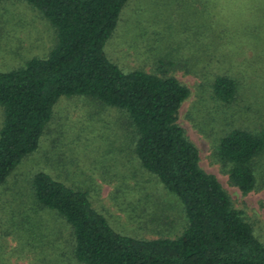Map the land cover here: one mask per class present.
Instances as JSON below:
<instances>
[{"label":"trees","instance_id":"trees-1","mask_svg":"<svg viewBox=\"0 0 264 264\" xmlns=\"http://www.w3.org/2000/svg\"><path fill=\"white\" fill-rule=\"evenodd\" d=\"M7 1L11 0L0 3ZM19 1L51 24L55 42L47 57L0 72L4 113L0 188L39 149L60 99H88L115 109L124 120L131 141L129 162L137 167H131L128 177L139 180L141 172L156 180L164 196L182 204L185 225L175 237L140 239L120 234L93 206L88 192L38 172L30 180L31 214H54L65 222L78 264H264V244L251 221L234 207L219 180L201 167L199 150L179 123L180 110L192 90L168 70L124 73L106 56L105 45L129 0ZM262 19L236 30L234 35L244 37L237 44L228 42L233 32L225 26L221 32L225 54L212 52L196 64L202 65L203 92L208 90L222 110L218 120L223 127L213 157L243 196L264 189ZM139 184L131 189L141 190V200L148 199V189ZM132 191L130 195L136 190Z\"/></svg>","mask_w":264,"mask_h":264},{"label":"rangeland","instance_id":"rangeland-1","mask_svg":"<svg viewBox=\"0 0 264 264\" xmlns=\"http://www.w3.org/2000/svg\"><path fill=\"white\" fill-rule=\"evenodd\" d=\"M263 16L264 0H129L104 50L124 73L159 74L161 68L192 90L179 123L197 146L201 167L219 180L264 244V189L243 196L214 159L222 110L208 90L203 92L202 65L196 66L212 52L225 54L221 50L225 26L233 32L228 42L237 44L244 37H237L235 31L255 25ZM54 42V28L32 6L19 0L0 3V72L47 57ZM169 62L174 68L167 66ZM114 110L79 97L61 98L54 107L39 149L0 188V264H78L65 222L54 214H31L30 180L38 172L88 192L93 206L120 234L157 239L182 233L185 218L180 201L164 196L147 174L140 172L139 180L128 177L131 167H137L129 162L131 141L124 120ZM224 111L229 119V108ZM3 119L0 106V128ZM138 184L148 189L149 200H141V190L131 189ZM131 190L136 191L130 195Z\"/></svg>","mask_w":264,"mask_h":264}]
</instances>
